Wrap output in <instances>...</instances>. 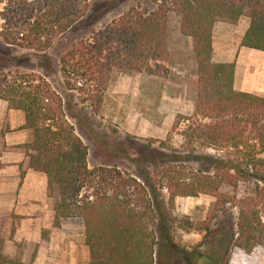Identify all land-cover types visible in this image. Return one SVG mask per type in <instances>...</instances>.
Returning a JSON list of instances; mask_svg holds the SVG:
<instances>
[{
  "label": "trees",
  "instance_id": "16d2710c",
  "mask_svg": "<svg viewBox=\"0 0 264 264\" xmlns=\"http://www.w3.org/2000/svg\"><path fill=\"white\" fill-rule=\"evenodd\" d=\"M89 1L0 0V38L9 46L44 52L80 27ZM170 12L179 18L180 33L193 41L198 75L193 113L182 133L186 147L230 149L234 154L244 150L241 157L211 159L212 174L187 175L168 165L154 168L153 176L140 183L117 168L90 169L88 148L68 122L61 95L41 75L0 73V100L23 115L18 130L27 132V140L18 147L26 153L28 168L46 176L49 197L57 188L53 227L65 221L82 223L88 264H155L154 228L168 222L160 190L166 191L169 207L176 198L207 195L215 199L214 211H220L230 200L220 187L252 177L263 185L236 201L232 246L244 253L264 247V157H259L264 154V98L234 89L233 62L212 61V29L219 19L236 23L247 15L249 26L240 47L264 52L263 0H161L153 12L136 6L59 56L63 87L85 96L80 98L83 103L92 101V112L98 114L114 77L147 73L166 78ZM228 162L244 165L250 175ZM46 235L42 232V241ZM27 246L24 261L7 260L0 238V264H32L40 243Z\"/></svg>",
  "mask_w": 264,
  "mask_h": 264
},
{
  "label": "rangeland",
  "instance_id": "374dc122",
  "mask_svg": "<svg viewBox=\"0 0 264 264\" xmlns=\"http://www.w3.org/2000/svg\"><path fill=\"white\" fill-rule=\"evenodd\" d=\"M160 1L90 0L88 13L80 27L64 34L44 52L9 46L0 38V73L41 75L61 95L68 122L88 148V167L117 168L140 183L144 182V177L153 176L154 168L164 170L168 165L179 167L187 175L197 172L212 174L211 159L234 155L241 157L244 151L240 148L241 154H234L230 149L195 148L192 151L186 147L182 133L193 113L198 75L196 65H192L193 41L180 33L179 18L172 12L167 14L166 78L147 73L114 77L103 93L98 114L92 112V101L83 103L80 98L85 96L64 89L58 73L61 54L68 51L72 44L88 37L92 30L102 29L132 8L140 6L153 12ZM246 19L249 20L247 15L241 17L243 22ZM217 21L220 28L216 30L220 34L225 20ZM226 23L234 24L227 20ZM218 40L215 39V42L218 43ZM190 45L191 53L188 51ZM248 58V68L255 69V75L247 83H256L264 89V65L258 66L253 56ZM8 121L6 111H0V137ZM176 121L177 128L172 129ZM260 130L264 134V120ZM259 157H264V154ZM232 164L228 162V165ZM233 165L240 172L250 175L251 171L244 165L237 162ZM257 184L259 187L263 185L252 177L239 181L235 186L222 185L220 193L230 200L223 204L220 211H214L215 199L207 195L176 198L169 207L166 191L160 190L163 213L168 222L159 223L154 228L158 236L155 264H264V247L258 246L251 253H244L232 246L236 201L251 196ZM62 223L71 230L75 240L81 239V244L84 243L80 221Z\"/></svg>",
  "mask_w": 264,
  "mask_h": 264
},
{
  "label": "crops",
  "instance_id": "0c3cea01",
  "mask_svg": "<svg viewBox=\"0 0 264 264\" xmlns=\"http://www.w3.org/2000/svg\"><path fill=\"white\" fill-rule=\"evenodd\" d=\"M248 26L247 19L243 22L240 18L234 24L225 20L218 34L216 29L220 27L218 21L215 22L212 29V61L233 62L234 89L264 98L261 86L247 83L255 75V69H249L248 56H253L258 66L264 65V52L240 47ZM215 39H219L218 43ZM188 49L191 53L192 45ZM192 61V65L195 64L194 59ZM0 111H6L9 117L0 137V238L3 240L4 257L24 261L28 254L27 245L40 243L32 264H88V249L83 242L81 244V239L75 240L64 223L59 228L53 227L57 188L54 187L52 196L47 195L46 176L28 168L26 153L18 147L27 140V132L18 130L23 124L22 113L7 109L6 103L1 100ZM42 232H47L43 241Z\"/></svg>",
  "mask_w": 264,
  "mask_h": 264
}]
</instances>
